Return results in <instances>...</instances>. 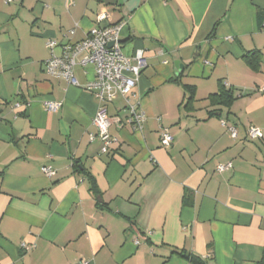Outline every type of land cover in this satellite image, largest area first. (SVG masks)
<instances>
[{
    "label": "crops",
    "instance_id": "0c3cea01",
    "mask_svg": "<svg viewBox=\"0 0 264 264\" xmlns=\"http://www.w3.org/2000/svg\"><path fill=\"white\" fill-rule=\"evenodd\" d=\"M101 13L123 24L122 54L146 62L134 89L142 130L115 98L107 154L90 138L93 68L75 67L79 87L43 70L48 41L60 55ZM263 22L264 0H0V264H264ZM223 90L228 107L212 97Z\"/></svg>",
    "mask_w": 264,
    "mask_h": 264
},
{
    "label": "built area",
    "instance_id": "2783aa9c",
    "mask_svg": "<svg viewBox=\"0 0 264 264\" xmlns=\"http://www.w3.org/2000/svg\"><path fill=\"white\" fill-rule=\"evenodd\" d=\"M106 19L105 14H99L95 27L86 34L84 39L77 43L63 45L60 55L54 53L56 42L48 41L46 46L50 55L43 63L44 73L48 77L62 79L66 84L76 87L80 85L74 76L75 67L91 66L93 68L94 79L88 82L84 89L93 94L98 101V108L92 120V125L97 133L95 136L91 135L90 138L99 139L102 144V154H107L112 144L116 143V139L108 132L110 122L107 113L108 105L115 98L123 99L124 111L127 113L128 124L132 131L140 132L146 120L134 94L141 71L146 66L143 51L138 50L132 57H125L120 46V31L123 24L104 25ZM262 27L264 28V22ZM259 92L264 94V87L260 88ZM44 107L46 112L55 113L60 109L61 102L47 101L44 103ZM221 125L226 129L231 139L237 138L235 126L228 125L224 121H221ZM247 136L250 140H258L262 135L258 128L249 126ZM172 142L173 136L169 130L161 127L160 146L168 148ZM229 167V165L218 166L217 171L222 172ZM41 172L47 178H51L55 173L50 166L42 167ZM21 248L26 252L32 249L25 243L21 244ZM76 264H87V262L83 260Z\"/></svg>",
    "mask_w": 264,
    "mask_h": 264
},
{
    "label": "trees",
    "instance_id": "16d2710c",
    "mask_svg": "<svg viewBox=\"0 0 264 264\" xmlns=\"http://www.w3.org/2000/svg\"><path fill=\"white\" fill-rule=\"evenodd\" d=\"M259 53L258 52H249L246 53L243 58L246 62V64L254 71L258 70V59H259ZM185 90L187 92V102L188 104L193 100L194 97V88L192 86L186 85ZM214 98H218L219 99V104L224 106V107H228L232 101H233V94L231 90H223L220 95H214L212 96ZM213 115V112H210V116ZM185 259H187L188 261H190L193 264H205L200 258L196 257V256H191V255H182Z\"/></svg>",
    "mask_w": 264,
    "mask_h": 264
}]
</instances>
